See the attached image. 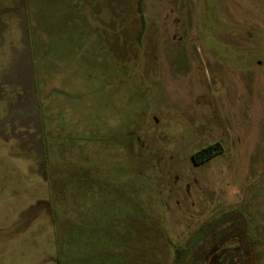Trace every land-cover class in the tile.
Here are the masks:
<instances>
[{
    "label": "rangeland",
    "instance_id": "374dc122",
    "mask_svg": "<svg viewBox=\"0 0 264 264\" xmlns=\"http://www.w3.org/2000/svg\"><path fill=\"white\" fill-rule=\"evenodd\" d=\"M199 240L264 264V0H0V264Z\"/></svg>",
    "mask_w": 264,
    "mask_h": 264
},
{
    "label": "trees",
    "instance_id": "16d2710c",
    "mask_svg": "<svg viewBox=\"0 0 264 264\" xmlns=\"http://www.w3.org/2000/svg\"><path fill=\"white\" fill-rule=\"evenodd\" d=\"M221 146L219 143L210 145L208 147H205L196 153H194L191 156V160L193 161L194 164L199 165L211 157H213L216 154L221 153ZM201 240L196 244V246L192 248H176L175 249V258H174V264H184L185 260H188L192 262V264H199L201 262L202 256L196 257L195 252L198 250V248L201 247L200 243ZM221 264H226V263H221Z\"/></svg>",
    "mask_w": 264,
    "mask_h": 264
}]
</instances>
